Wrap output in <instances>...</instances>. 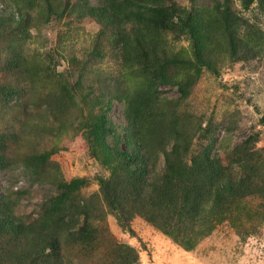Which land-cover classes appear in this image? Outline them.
<instances>
[{
  "label": "trees",
  "instance_id": "obj_1",
  "mask_svg": "<svg viewBox=\"0 0 264 264\" xmlns=\"http://www.w3.org/2000/svg\"><path fill=\"white\" fill-rule=\"evenodd\" d=\"M254 1L242 0V4L248 8ZM66 2L0 0V78L4 81L0 83V110L7 108L6 114L13 113L11 121L21 125V132H28L30 138L38 132L57 136L62 128L50 127L46 113L51 114L53 107L49 102H40L38 107L33 104L41 84L51 83L63 90L72 87L59 81H37L39 75L52 79L54 73L47 61L26 55L20 41L37 22L62 16L70 4ZM89 2L82 0V14L91 12L105 29L111 28L110 40L125 64L131 66L129 58L143 61L137 71L125 73L124 81L91 84L100 92L89 101L93 107L99 104V98L116 100L123 106L125 125H116L108 117L112 106L100 116H92L95 124L90 125V136L102 157L99 161L111 166L110 178L101 182V193L120 225L126 229L133 217L141 216L190 248L210 235L223 219V211L248 198H258L264 212L259 152L249 143L235 146L229 168L214 154V142L193 152V134L197 131L191 132L180 121L177 110V105L190 96L202 70L215 65L216 56L227 53L233 60L258 56L264 44L260 28L239 16L232 9V0H190L189 7L175 0H98L95 6ZM259 8L264 12V0H259ZM168 35L188 41L189 46L177 47ZM191 71L195 76L186 79ZM10 76L17 81H7ZM108 85H112L109 91ZM167 86L176 88L181 97H161L162 88ZM67 98L70 95L60 100ZM22 99L26 101L20 104ZM62 104L61 110L69 109ZM14 129L11 125L0 132V169L11 164L1 149L6 141L17 137ZM47 156L27 157L25 171L39 175L47 165ZM160 162L163 165L159 166ZM46 176L40 182H45ZM84 182L82 178L69 183L60 179L49 182L56 193L43 202L37 218L30 221L16 215L13 207L14 197L19 199L22 192L2 193L0 264H70L64 261V244L93 245L98 235L89 225L90 207L71 198ZM82 217L84 225L77 229ZM138 262L139 255L133 248L117 246L114 264Z\"/></svg>",
  "mask_w": 264,
  "mask_h": 264
},
{
  "label": "rangeland",
  "instance_id": "obj_2",
  "mask_svg": "<svg viewBox=\"0 0 264 264\" xmlns=\"http://www.w3.org/2000/svg\"><path fill=\"white\" fill-rule=\"evenodd\" d=\"M69 1L62 16L50 22H37L20 41L26 55L47 61L54 73L52 79H43L42 74L37 81H59L72 87V90H63L55 89L51 83L46 86L40 83L36 101L32 99L37 107L40 102H49L53 107L51 114L46 113L49 125L62 128L57 136L38 132L36 137L30 138L28 132H21V125L11 121L13 113L6 114L7 108L0 110V132L12 125L13 132L17 133V137L6 141L1 149L11 164L0 169V195L22 192L19 199L14 197L13 207L16 215L30 221L37 218L43 202L56 193L49 182L84 179V184L71 198L77 203H88L89 225L98 236L91 246L64 244V261L70 264H114L118 245L133 248L139 255L138 264H264V212L258 198H248L223 211V219L214 225L210 235L190 248L166 236L141 216L133 217L124 229L110 212L101 193V182L110 178L111 166L99 161L101 155L90 136V125L95 124L92 116H100L108 106H112L107 113L114 124L123 126L125 119L123 106L116 100L99 98L95 107L89 103L100 93L93 90L91 84L92 81H124L125 73L137 71L143 61L129 58L131 66L126 65L110 40L111 28L105 29L91 12L82 14V0ZM175 1L184 7L190 5V0ZM89 3L95 6L98 0ZM231 6L264 34V12L259 8V0L248 8H244L242 0H232ZM168 36L177 47L189 46L188 41ZM225 54L216 56L215 65L202 70L190 96L177 105L180 121L191 132L197 131L193 134V152L214 142V154L229 168L233 148L249 143L262 156L264 173V44L259 55L248 60H233ZM192 76H195L193 71L185 78ZM14 77H8L7 81H17ZM1 79L0 83H4ZM106 87L109 91L112 85ZM69 95V99L61 102L63 96ZM160 96L168 100L181 97L176 88L169 86L162 88ZM62 103L69 111L60 109ZM44 153L48 154L47 165L39 175L25 171L23 162L27 157ZM234 170L238 171L235 167ZM46 174L47 180L40 182ZM40 177L42 179L38 180ZM84 221L82 217L77 229Z\"/></svg>",
  "mask_w": 264,
  "mask_h": 264
}]
</instances>
